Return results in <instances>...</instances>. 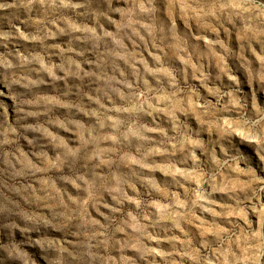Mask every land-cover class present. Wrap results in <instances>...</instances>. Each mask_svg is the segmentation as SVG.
<instances>
[{
	"label": "clouds",
	"instance_id": "9594fccd",
	"mask_svg": "<svg viewBox=\"0 0 264 264\" xmlns=\"http://www.w3.org/2000/svg\"><path fill=\"white\" fill-rule=\"evenodd\" d=\"M22 7L28 12L23 23L36 26V34L24 36L25 40L42 43L65 33L71 39L59 53L62 62L51 67L42 63L39 70L27 67L41 62L31 53L19 56L16 63L0 57V66L10 73L4 83L25 82L26 88L42 84L29 79L33 71L49 72L53 81L64 80L66 86H51L68 101L63 107L69 109L71 118L65 116L60 126L72 135L66 141L59 137L29 139L25 133L38 132L39 127L22 119L15 127L7 121L0 124L5 136L0 145L15 147L23 137L31 145L32 157L29 160L18 148L6 153L0 149V264H105L102 253L136 248L151 238L148 229L155 233L162 219L176 226L182 214L172 211L174 204L166 205L167 217L158 218L150 210L148 197L129 202L126 189L140 183L141 169L153 157L176 159L179 153L177 162L191 169L185 173L191 184L180 204L184 214L205 204L210 207L217 192L233 191L229 177L240 170V161L251 163L238 143L254 144L264 159V107L253 109L239 81L227 86L230 91L211 89L218 97L215 103L200 95L186 69L194 57L199 64L205 53L198 52L191 29L180 23L195 21L198 29H207L210 23L218 28L227 24L242 41L249 46L258 41L264 51V0H27L24 5L18 0H0V11L12 12L13 19H19L16 13ZM33 14L38 17L35 21ZM13 35L6 32L3 38ZM77 41L81 42L79 50L72 47ZM224 51L229 54L226 47ZM260 60L259 68L246 63L250 82L259 81L264 88V56ZM82 65L91 70L85 71ZM218 66L214 78L201 73V81L215 84L228 75L226 64ZM53 68L64 75L57 76ZM69 77L76 79L68 84ZM35 91L29 88L33 98L19 104L42 108L43 115H23L37 116L52 127L56 123L52 107L45 98L35 96ZM197 101L202 102L199 107ZM226 113L239 118L222 122ZM193 115L198 117L196 124H192ZM158 118L167 121L166 129L156 122ZM237 129L238 143L232 135ZM9 133L14 139H8ZM101 143L110 146L101 148ZM248 175L242 187L237 185L240 192L233 195L241 213L242 206H248L245 201L264 198V180L251 170ZM109 204L102 222L94 218L93 210ZM236 234L234 225L216 240H205L209 255L198 254V264H213V244L218 249L217 264L225 246L229 248L228 264H241L242 259L244 264H260L264 235L254 236L249 228L238 242ZM239 243L247 245L243 256L231 250L238 249Z\"/></svg>",
	"mask_w": 264,
	"mask_h": 264
},
{
	"label": "rangeland",
	"instance_id": "374dc122",
	"mask_svg": "<svg viewBox=\"0 0 264 264\" xmlns=\"http://www.w3.org/2000/svg\"><path fill=\"white\" fill-rule=\"evenodd\" d=\"M21 5L27 3V0H18ZM19 19H13L12 12L0 11V57L7 56L13 63L18 61L21 55L31 53L33 56H39L41 62H33L27 67L39 70L41 63L51 67L55 64H60V52L68 47L70 35L65 33L54 37L45 39L42 43L40 41L25 40L24 36L36 34V26L34 24H25L23 21L27 19L28 12L23 7L16 13ZM32 20L35 21L38 17L33 14ZM115 18V17H114ZM88 23L84 20H79L77 23ZM185 27H189L192 31L193 40L198 44V52H204L198 64L194 57L188 64L186 71L190 74V82L196 86L197 91L202 96H209L213 103L218 97L211 91V89L218 88L221 92L230 91L227 87L233 81L242 83L240 91L246 93L247 100L253 109L256 105L264 107V88L260 87L259 81L250 82L249 72L250 66L246 62H251L256 68H259L261 63L260 57L264 56L262 46L258 41H254L249 46L247 41L240 39L239 33L225 24L223 28H218L214 23H210L207 29H198L195 21H188L187 24L183 20L180 21ZM51 30L55 31V26ZM12 32L14 35L7 40L3 38V33ZM23 33L24 35H21ZM202 37V38H201ZM219 41V42H218ZM81 42L77 41L72 44V47H77ZM224 45L222 47L221 45ZM47 46V47H45ZM229 49V54H225L224 48ZM12 53L13 55H8ZM207 53H211L208 55ZM75 58V56H73ZM220 63L227 65L229 69L228 75L221 77L220 81L215 84L210 82H202L200 79L201 73L209 75L214 78L220 71L218 66ZM85 71H90L86 66L82 65ZM57 76L64 74L57 69H52ZM7 73L2 66H0V124L4 121L11 123L13 127L16 126L18 120H24L26 123L39 127L40 131L33 133H25L29 139L39 137L42 140L59 137L61 140H68L72 135L65 133V129L60 126V122L64 120L65 116H69V109L63 107L68 101L63 96L57 95L56 90L51 86L53 83L62 86L65 85L64 80L53 81L52 75L46 71H33L29 75L31 80L43 81L42 84L30 85L25 87V82L14 86H6L4 77ZM75 77L68 78V84H71ZM78 83V81H77ZM30 89H36L35 96L45 98V101L50 104L53 112V119L56 123L49 127L38 119L37 116H24V112H39L43 115L42 108H37L31 105H20L19 101L24 99H32L33 96L28 94ZM259 90V91H258ZM69 95H72L69 93ZM199 107L202 102L197 101ZM235 103L233 104V107ZM18 107L23 108V112L18 111ZM63 113V115H61ZM46 119L48 117H45ZM69 118H71L69 116ZM239 115L225 114L221 117V121H231L238 119ZM78 119V117H77ZM87 119V118H85ZM151 118H149L150 120ZM83 123L84 121H80ZM157 123L162 128H167V121L157 119ZM198 117L192 116V124L198 123ZM6 126V125H5ZM3 128H0V141L5 139L2 134ZM238 143L241 139L239 130L232 132ZM158 138V134L154 133ZM8 139H14V134L9 133ZM110 143H101V148L109 147ZM240 151L248 156L251 163L239 162V171L233 172L229 177L230 188L233 190L229 192L228 189L217 192L213 195L214 203L209 207L207 204L203 208H198L194 211L184 214V210L180 208V204L184 201V194L188 191L191 184L190 180L185 179V173L191 172V169L183 166L177 161L180 159V154L177 153L176 159H168L160 156L151 158L145 162V167L141 169L140 183L135 184L134 188H127L126 191L129 196V202H140L145 197H148L150 210L157 214V217H167L170 212L166 205L174 204L173 212L179 211L182 218L177 221L176 226H173V221L162 219L160 226L153 233L151 228L148 229L150 239L145 238L142 244L136 248L129 247L127 249H119L110 252L102 253L105 256V264H198V254L208 256V251L204 248L205 240L211 242L217 239L218 235H222L235 225L237 227L236 238L239 242L240 234H248V229H252L254 236L264 235V198L258 202L245 201L247 207L242 206L243 212L236 208V201L233 199L235 193L240 192V187L249 179V170L256 172L260 180H264V159L257 155L254 144L249 145L245 142L239 145ZM19 149V153H23L29 160L32 159L29 155L31 145L23 137L16 141V146L0 145L2 152L15 151ZM196 155H199L197 153ZM134 157V154H133ZM259 164V166H258ZM136 167H139L137 165ZM175 177V181L174 178ZM239 185L240 187H237ZM194 187V184H192ZM224 188V185H221ZM170 194V195H169ZM195 198V193H193ZM243 199V195H240ZM109 201L110 197L107 198ZM112 204L107 207L101 206L98 210H93L94 218L100 219L106 215ZM135 207V203H132ZM131 211V209H129ZM235 212V214H233ZM223 230V231H222ZM199 238V242L193 237ZM5 241L7 237H4ZM247 245L239 243V247L232 248L233 252L239 251L243 256L244 249ZM229 252L228 246H225L223 253H219L220 260L218 264H228L227 254ZM218 254L217 245L213 244L211 249V259L213 264H217L216 255ZM207 264V262H206ZM241 264H244L242 259ZM260 264H264V258H261Z\"/></svg>",
	"mask_w": 264,
	"mask_h": 264
}]
</instances>
